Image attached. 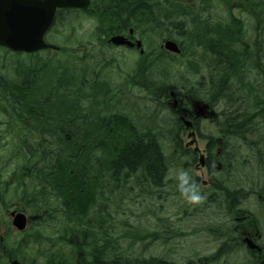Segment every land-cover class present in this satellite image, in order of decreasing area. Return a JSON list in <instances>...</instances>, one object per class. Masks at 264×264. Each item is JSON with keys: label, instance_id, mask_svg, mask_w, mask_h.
Returning a JSON list of instances; mask_svg holds the SVG:
<instances>
[{"label": "trees", "instance_id": "16d2710c", "mask_svg": "<svg viewBox=\"0 0 264 264\" xmlns=\"http://www.w3.org/2000/svg\"><path fill=\"white\" fill-rule=\"evenodd\" d=\"M92 3L103 31L93 36L104 42L103 36L124 32L129 27L141 33L137 35L143 38L146 56L152 59L154 69L151 71L153 66L142 57L136 63L135 74L151 95L153 91L157 99L167 97L170 66L178 63L182 66L178 68L180 75L193 71H187L192 67L194 72H203V78H210L204 94L215 96V74L203 71L199 50L200 34H207L211 23L206 18H197L203 13L199 5L192 6L183 0H93ZM168 5L177 11L168 25L178 34L162 32L163 22L158 15L166 14ZM111 6L117 10H110ZM77 12L59 10L57 25L65 26L69 18L65 15ZM136 17L140 21L135 22ZM188 25L197 34H185ZM154 31L160 33L152 34ZM164 37L174 38L186 53L172 58L161 46ZM91 40L74 37L72 45H61V53L68 57L62 62L40 53L15 54L10 67L0 68V221L4 211L12 206L26 210L32 221L29 229L19 235L7 231L5 241H0V262L11 255L29 264H176L165 255L145 259L137 254L145 260L133 259L121 249L113 223L118 209L111 204L118 201L117 196H161L169 182L168 170L173 167L169 148L175 146L184 151L182 141L170 134L166 146L157 127L153 131L144 127L150 117L140 118L141 122L135 125L126 111L129 103L120 102L119 105H125L113 108L116 87L112 84L98 83L91 76L78 79L87 72L92 75L95 69L74 66V46ZM155 68L160 70L157 90L146 79ZM222 92L225 94L227 90ZM113 101L117 104L114 97ZM222 123L224 130L216 122L228 141L223 158L229 177H223L215 191L225 197L237 196V203L234 198L231 207L241 216L245 209H253L252 205L259 206L248 196H264L261 127L264 113L255 122L238 121L234 114ZM213 143L211 140L210 155ZM229 161L234 175L227 172ZM139 171L142 173L138 174ZM242 201H248V207ZM121 221L130 226L126 219ZM208 224L207 228L217 233L218 225L214 221ZM138 228L124 229L123 233L141 240L161 237L156 230L139 235Z\"/></svg>", "mask_w": 264, "mask_h": 264}, {"label": "flooded vegetation", "instance_id": "af4514ba", "mask_svg": "<svg viewBox=\"0 0 264 264\" xmlns=\"http://www.w3.org/2000/svg\"><path fill=\"white\" fill-rule=\"evenodd\" d=\"M206 19L214 22V26L207 27L210 28L207 34H200L199 50L203 71L215 74L216 94L205 99L209 106L207 113L214 114L197 115L190 104L191 93L178 90L171 105L174 113L171 118L175 120V125L169 133L173 137L178 136L184 144L182 137L192 132L198 137L207 136L206 126L216 119L220 122V130H224L222 120H228L234 114L238 121L248 119L255 122L261 120L264 113V0H216L215 15H209ZM131 39L134 40V37ZM104 81L108 83L110 78L107 77ZM224 90H227L225 94L222 92ZM185 118L192 122L193 129L182 124ZM220 130L217 129V133L224 137ZM221 143L223 146L228 145L227 140H222ZM219 149L220 147L216 151ZM205 150L204 165H199L200 153L186 148L189 160L183 161L187 164L185 167L189 175L170 178L172 196L179 195V190H183L187 196L198 194L213 201L216 195L220 205L224 207H220L218 215L220 221L216 228V247L209 254L196 252L188 255L185 264H254L257 260V264H264V196H248L254 202L257 201L259 206L256 209L247 208L239 216L240 213L231 207L234 198L237 203V196L225 197L220 195L219 190L215 191L226 174L222 155L219 157L223 164L218 177L214 171V165L219 160L218 154L210 155L207 146ZM169 171L175 174L177 166L174 164ZM197 171H203L202 174L207 175V179H201ZM242 203L246 205L248 201ZM182 207L184 212L189 213L185 202ZM193 207L194 212H203L204 207ZM258 215L261 217L258 218ZM238 247L244 253L241 262L232 258L233 251L238 250Z\"/></svg>", "mask_w": 264, "mask_h": 264}, {"label": "rangeland", "instance_id": "374dc122", "mask_svg": "<svg viewBox=\"0 0 264 264\" xmlns=\"http://www.w3.org/2000/svg\"><path fill=\"white\" fill-rule=\"evenodd\" d=\"M212 3L214 7V5H216V0H212ZM168 7L169 11L166 14L160 12L158 15L163 22L162 32L163 34H178L176 31H172L168 25V22L172 21L173 13L177 11L173 6L168 5ZM215 9L216 8H214V10ZM88 13L86 11H80V13L77 12V15L74 13L66 14L65 16H69L68 24L64 26L62 24L57 25L56 23L53 30L49 33V41L58 45H72V43H74V37L84 40L91 38V42L85 41L81 43L82 45H90L89 49L93 47L91 51H81L79 47L81 44H75L74 54L76 57L72 56V62H74V66L77 68H79V66H91L92 69H95V72L92 75L90 72L82 74L78 76V79L83 77L89 79L91 76L92 79L97 78L103 83L105 82L104 80L109 77L110 82L108 81V84H112L111 86L116 87L115 94H113L114 91L112 94L117 104L113 101L112 97L113 108L125 105H119L120 102L127 103L131 99L132 103H134L135 101L133 100H137L139 104L135 105L129 103V109L126 108V111L134 118H131L132 121L137 125L136 120L139 118L150 117L148 124L152 123L154 127H157L158 130H160L164 136V144L167 146L170 137L169 130L174 126L170 125L168 120V116H171L169 113L165 112L158 113L157 117H153L155 111H157L154 109L159 106H153L152 102L147 98V93H144V90L142 92L138 90V87H133V82L139 83L140 81V77H137L135 74L137 69L136 63L140 59L139 53L137 51L114 48L111 45L105 44L106 41L103 43V41L98 39L97 36H93L92 34H100L103 33V31L101 30L98 17L91 12ZM197 18L202 20L203 14H199ZM113 20L116 22L117 18ZM117 27L119 28V26ZM116 32L118 31L113 33ZM124 32L128 33V31ZM159 33L160 31H154L152 34ZM68 34H71V36ZM136 34L141 33L136 32ZM185 34L197 33L193 30L192 25H188ZM68 37L71 38L69 41H67ZM52 54L54 53L40 52L39 55L53 57L61 62L68 59L67 55L64 53H58L56 54L57 56H53ZM14 55V53L7 51L6 49H0V68L4 65L10 67L11 60L15 58ZM19 57L24 59L26 56ZM6 58L8 60H6ZM149 59L150 58L147 60L148 65L154 66V63H151L152 59ZM174 66L175 64H172V69L170 68L171 71H173ZM177 68L178 63L175 67L176 71L168 74V85L179 84L182 82L181 78L185 76L186 79L190 81L189 85H191L192 88L201 93H205L206 89L208 90V81L210 78H203V72H200L201 74L197 73L199 71L194 72L196 70L190 67L187 71H193L188 72L187 75H180ZM159 71V68H155L153 75H150L156 77L153 79L155 82H158ZM145 72L147 73L148 71L145 70ZM78 83L79 80L77 81V84ZM139 88L142 89L143 87ZM86 102L90 103V101ZM170 102H173V100H170ZM119 110L123 112L122 108ZM182 138L185 141L188 140L187 137ZM205 143V140L198 141L202 151L204 150ZM177 172L179 174V171ZM197 173L201 175V179H207V175L202 174L203 171H197ZM227 176L229 177V175ZM133 184L134 182L131 183V185ZM132 191L134 190L132 189ZM172 195L173 189L169 182V185L166 187L165 191L161 193V196L158 194L153 196H117L119 202L115 201L111 205L112 208L115 207V209H118L117 212H114L116 218L113 223L119 233L122 234L124 229L135 230V227L138 226L139 235H141L140 232L146 233L154 230L160 232L161 235V237L157 239L146 237L143 240L137 238V240L134 241L123 235L120 238V243L122 244L124 251L129 250V253L132 254L143 253L145 255H165L168 258L174 259L177 264H185L188 255L196 252L209 254L212 249L216 247L215 243L218 233L216 234V232L207 228V225L209 226L210 224L208 223L213 221L214 224H219L220 220L218 215L220 207L222 206L220 205L217 196H214L215 199L213 201H210L209 199L204 200V197L201 196L202 199L198 202H191L189 199L191 196L185 194L184 196ZM246 195H248V193H246ZM173 199L179 201V203H175ZM208 200L209 202L207 203ZM181 201L185 202V206L189 209V214L186 215L182 209L179 210ZM197 205H200L199 208L204 207L202 213L194 212L195 208L193 206ZM124 211L125 213L123 214ZM3 219L6 220V215H4ZM121 219H126L128 223H130V226L123 224ZM11 229L14 230L15 228L11 225ZM4 230L5 229H0V233H3ZM169 237L172 238L169 239ZM165 238L168 239L165 240ZM232 254H234L232 258L237 259L239 262H241V257L244 256L242 248L240 247H238V250L233 251ZM5 263L6 260L0 262V264Z\"/></svg>", "mask_w": 264, "mask_h": 264}, {"label": "water", "instance_id": "95a60500", "mask_svg": "<svg viewBox=\"0 0 264 264\" xmlns=\"http://www.w3.org/2000/svg\"><path fill=\"white\" fill-rule=\"evenodd\" d=\"M89 0H0V45L13 51L35 52L41 49L58 48L48 43L46 33L51 28L58 7H85ZM132 31V30H131ZM116 44L134 45L123 35L111 38ZM142 46V41H137ZM164 47L181 52L173 40H166ZM13 223L18 229L26 227L27 218L22 212L12 213ZM11 264H20L14 261Z\"/></svg>", "mask_w": 264, "mask_h": 264}, {"label": "bare ground", "instance_id": "6f19581e", "mask_svg": "<svg viewBox=\"0 0 264 264\" xmlns=\"http://www.w3.org/2000/svg\"><path fill=\"white\" fill-rule=\"evenodd\" d=\"M110 10H112V11H115V10H117V8H115L114 6H111L110 7ZM123 11V10H122ZM123 14H125V12L123 11L122 12ZM134 21L135 22H138V21H140V17H136V18H134ZM98 83H100V80L99 79H97L96 80ZM87 104H88V102H86ZM158 113H165L163 110H161V109H159V110H157V111H155V114L153 115V117H157V114ZM159 116V115H158ZM168 120H169V122H170V125H175V120L173 119V118H171V117H169L168 116ZM150 121V120H149ZM148 121V122H149ZM148 122L144 125V127L145 128H151V130L153 131V125H152V123H150V124H148ZM135 130H133L132 132H134ZM169 155H170V159H183V160H189L188 159V156H187V154L185 153V152H182V151H180L179 149H177L175 146H170V148H169V153H168ZM227 172H228V174H230V175H234V173H232V167H231V164H230V161L229 162H227ZM142 173V171L140 172L139 171V173L138 174H141ZM232 173V174H231ZM116 235L117 236H119V239L124 235V233H119L118 231L116 232ZM125 237H128L130 240H137V238H132L130 235H128V236H125ZM123 247V246H122ZM121 249H123V248H121ZM125 252H127L129 255H131V258H138V259H140V260H145V259H149V258H153V257H155L156 255L155 254H151V255H145V254H143V253H140V255L142 254L143 255V257H145V259L142 257V256H140V255H137L136 253L135 254H132V253H129V250H126ZM158 255V254H157ZM155 259H157V256L155 257Z\"/></svg>", "mask_w": 264, "mask_h": 264}, {"label": "clouds", "instance_id": "9594fccd", "mask_svg": "<svg viewBox=\"0 0 264 264\" xmlns=\"http://www.w3.org/2000/svg\"><path fill=\"white\" fill-rule=\"evenodd\" d=\"M189 199L191 202H198L200 199H202V197L197 194V195L189 197Z\"/></svg>", "mask_w": 264, "mask_h": 264}]
</instances>
